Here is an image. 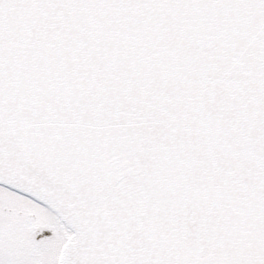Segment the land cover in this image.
Listing matches in <instances>:
<instances>
[{"label": "snow or ice", "instance_id": "1", "mask_svg": "<svg viewBox=\"0 0 264 264\" xmlns=\"http://www.w3.org/2000/svg\"><path fill=\"white\" fill-rule=\"evenodd\" d=\"M0 264H264V0H0Z\"/></svg>", "mask_w": 264, "mask_h": 264}]
</instances>
